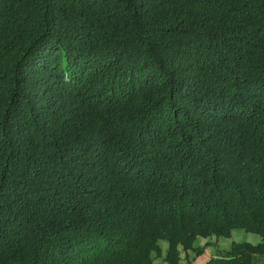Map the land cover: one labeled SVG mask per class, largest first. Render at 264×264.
I'll return each instance as SVG.
<instances>
[{
    "label": "trees",
    "instance_id": "1",
    "mask_svg": "<svg viewBox=\"0 0 264 264\" xmlns=\"http://www.w3.org/2000/svg\"><path fill=\"white\" fill-rule=\"evenodd\" d=\"M233 229L205 264L264 262V0H0V264Z\"/></svg>",
    "mask_w": 264,
    "mask_h": 264
},
{
    "label": "rangeland",
    "instance_id": "2",
    "mask_svg": "<svg viewBox=\"0 0 264 264\" xmlns=\"http://www.w3.org/2000/svg\"><path fill=\"white\" fill-rule=\"evenodd\" d=\"M204 239H207L208 242L210 241V248L212 250H214V248L216 247L218 251H223L226 250V248H228L232 242H242V241H247L250 242L251 244H256L258 242V240L260 239L259 235L255 234L254 232L251 231H245L243 229H233L231 231V234L229 237L226 238H217L214 237L213 235H210L208 237H203V236H196V238L194 239L193 242V246H198L199 248H202L203 251V247L206 245V243L204 242ZM160 243V247H161V255H163V253L165 252L166 246H167V241L166 239H162L159 241ZM179 250H180V254H181V261L180 264H187V261L184 259L186 257L185 256V252L182 250V247L179 245L178 246ZM192 250L189 249L187 250L186 254H187V259H192ZM201 254V253H200ZM198 254V255H200ZM198 255H196L195 257H197ZM195 257H193L192 261L195 259ZM191 261V262H192ZM151 264H166V263H162V259L161 258H156L152 261ZM192 264V263H191ZM258 264V263H257ZM259 264H264L263 261L259 262Z\"/></svg>",
    "mask_w": 264,
    "mask_h": 264
},
{
    "label": "crops",
    "instance_id": "3",
    "mask_svg": "<svg viewBox=\"0 0 264 264\" xmlns=\"http://www.w3.org/2000/svg\"><path fill=\"white\" fill-rule=\"evenodd\" d=\"M204 242L206 245L203 247V251L201 252L200 255L195 257V259L192 261V264H205L211 256H214L216 254L217 248L215 247L214 250H212L210 246V241L208 242L207 239H204ZM169 264L168 262L162 260V263Z\"/></svg>",
    "mask_w": 264,
    "mask_h": 264
}]
</instances>
